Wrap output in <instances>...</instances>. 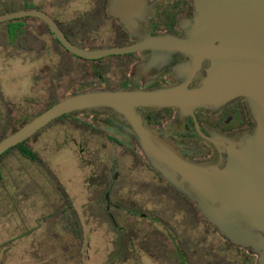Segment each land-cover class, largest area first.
Wrapping results in <instances>:
<instances>
[{"label": "flooded vegetation", "instance_id": "flooded-vegetation-1", "mask_svg": "<svg viewBox=\"0 0 264 264\" xmlns=\"http://www.w3.org/2000/svg\"><path fill=\"white\" fill-rule=\"evenodd\" d=\"M109 2L0 0V16L15 15L0 22V138L75 94L174 85L169 56L158 61L157 50L142 47L109 14ZM192 16L189 0H164L147 18L149 35L180 39L182 22ZM3 78L11 89L3 87ZM136 113L143 126L195 163L217 160L211 132L230 137L254 127L243 99L185 118L170 107ZM134 133L112 110L85 109L56 118L3 153L0 189L11 240L28 238L37 228L41 243L35 250L44 256L45 240L54 241L52 251L70 241V252L86 240V255L102 239L95 249L103 252L102 264H257L255 254L220 235L150 166ZM37 204L40 223L31 230L23 209Z\"/></svg>", "mask_w": 264, "mask_h": 264}, {"label": "water", "instance_id": "water-1", "mask_svg": "<svg viewBox=\"0 0 264 264\" xmlns=\"http://www.w3.org/2000/svg\"><path fill=\"white\" fill-rule=\"evenodd\" d=\"M162 1L110 0L109 14L142 47L157 50L158 61L169 56L174 85L67 97L0 140V156L62 115L112 110L132 125L133 138L150 166L193 202L220 235L264 264V0H189L193 16L182 22L180 39L149 35L147 18ZM13 17L0 16V22ZM180 57L188 61L177 63ZM240 99L247 104L254 127L230 137L211 132L208 141L217 160L209 163L185 159L173 144L143 126L136 113L137 108L170 107L185 118L195 111L215 112Z\"/></svg>", "mask_w": 264, "mask_h": 264}, {"label": "rangeland", "instance_id": "rangeland-1", "mask_svg": "<svg viewBox=\"0 0 264 264\" xmlns=\"http://www.w3.org/2000/svg\"><path fill=\"white\" fill-rule=\"evenodd\" d=\"M3 83L2 84L4 88H7V90L11 89L9 79H4ZM7 167L8 164L6 163V176ZM2 191L3 190L0 189V264H102L101 260H103V252L98 250V253L95 254L96 247H99L101 243L105 242L102 239L99 241V245L92 244L93 249H91L90 252L86 254L89 255L88 260L85 257L86 255L83 254L87 249L88 241L86 240L83 241V243L77 242V247H75V249L71 252L66 250V247L70 241H62L60 251H52L51 249L54 248V241L45 240L46 249L44 256L38 255L37 250H35L41 243V240H38V236L41 237L39 234L41 231H38L37 228L28 238L11 240L10 224L6 214L7 206L5 205L7 199L6 195H4ZM23 210L25 212L24 221L29 229L33 230L37 224L39 216V205L37 204V206L34 205L29 209L25 208ZM1 211L5 212L4 216L1 215ZM38 223H40V220H38ZM21 225H23L22 222ZM101 248H103V246ZM93 250L95 252H93Z\"/></svg>", "mask_w": 264, "mask_h": 264}, {"label": "trees", "instance_id": "trees-1", "mask_svg": "<svg viewBox=\"0 0 264 264\" xmlns=\"http://www.w3.org/2000/svg\"><path fill=\"white\" fill-rule=\"evenodd\" d=\"M2 138H4V137H1L0 140H2ZM6 153H7V152H6ZM0 158H1V157H0ZM0 175H1V171H0Z\"/></svg>", "mask_w": 264, "mask_h": 264}]
</instances>
